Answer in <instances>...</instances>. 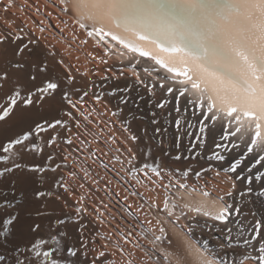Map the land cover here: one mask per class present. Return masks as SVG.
<instances>
[{
  "label": "snow or ice",
  "instance_id": "obj_1",
  "mask_svg": "<svg viewBox=\"0 0 264 264\" xmlns=\"http://www.w3.org/2000/svg\"><path fill=\"white\" fill-rule=\"evenodd\" d=\"M59 3L80 28L91 29L89 36L110 37L139 59L129 61L130 75L121 69L120 76L126 81L123 87L118 77L107 75L99 85L89 81L80 86L71 66L41 47L38 37L25 39L28 34L22 27L23 35L0 32L4 46L0 48V93L4 94L0 121L19 110L21 120L30 122L0 141V180L16 170L31 173L40 185L33 193L34 201L43 200V205L29 214L51 220L48 236L37 237L24 248L13 242L19 211L0 220V264H115L110 256L116 252H110V247L128 257L122 264H142L119 240L113 245L112 233L101 234L91 227L96 222L104 224L106 213L115 220L125 210L137 225H147L143 234L151 249H140L139 244L133 248L143 251L152 264H226L228 250L237 258L227 264H264V172L260 171L264 167V0ZM141 61H152L142 69L146 76L137 69ZM158 91L162 95L153 103ZM146 96L152 105V128L151 132L142 129L140 136L132 133L127 116L132 115L129 105L139 108ZM173 101L177 133L193 136L185 129L194 127L189 117H196L200 127L195 139L201 149V134L218 130L221 143H216L217 149L231 152L243 145V151L228 167L211 163L199 169L191 164L168 167L153 155L154 149L173 161L200 156L199 152L171 156L163 146L160 137L167 134L171 111L162 123L153 108L164 110ZM180 139L178 134L177 149ZM196 146L192 144L188 152ZM26 155L39 157L41 163H22ZM206 159L222 162L226 156L213 151ZM248 159L250 175L242 177L237 169ZM241 179L246 188L239 195L251 197L254 205L247 222L239 219L242 210L228 202ZM221 183L231 187L220 189L223 195H213ZM139 188L168 193L159 203L148 205L152 219L137 215L144 204L128 203L130 197L144 200L145 193ZM26 199L25 193L17 195L14 182L7 190L0 189V209H18ZM57 209L61 214L51 219ZM197 228L218 233L210 238L216 248L208 246L209 240L195 239ZM30 230L41 231L42 223L34 220ZM115 234L125 243L133 235H125L118 225Z\"/></svg>",
  "mask_w": 264,
  "mask_h": 264
},
{
  "label": "rangeland",
  "instance_id": "obj_2",
  "mask_svg": "<svg viewBox=\"0 0 264 264\" xmlns=\"http://www.w3.org/2000/svg\"><path fill=\"white\" fill-rule=\"evenodd\" d=\"M51 1H52V4H51ZM56 2H57L56 0H0V16H1L0 17V19H1L0 20V25H2V26H0V30H1L0 32L11 31L14 34L23 35L22 33L19 32V29L21 27L24 28V32L28 34V36H26L25 39H27L28 37H32V38H37L38 37L39 40H40L41 47H45L48 50H50L51 52L56 53V57H57L56 59L57 60L62 58L64 60L65 64H68V65L71 66L72 74L75 75L79 80L83 81L82 83H84V84L86 82H89V81H92V80L95 81L96 83L100 82V81H102V76L104 77L106 75L107 76H113L114 78L115 77H119L118 76L119 72H117L115 70V68H114L113 59L109 55L106 56V54H102V52L98 51V49H96V47L90 46L88 44V40H86L87 36H85V33H83L82 31L80 32L79 29L77 30L75 24L70 22V20L67 18V16H65L64 13H62V11L59 10V7L57 9V5L58 4ZM28 14H29V16H26ZM24 18L25 19L28 18L27 19L28 21L25 20ZM31 22H33V23H31ZM19 25H20V27H18ZM41 28L44 29L43 32L40 31ZM76 35L77 36L79 35L78 38L75 37ZM70 36H72V37H70ZM73 44H74V46L78 45L77 46L78 48L76 49V46L74 47ZM66 45H67V47H66ZM70 46L72 48H70ZM82 46H84V47H82ZM0 48H2V45H0ZM79 49H81V50H79ZM83 50H84L85 53L87 52L88 54L87 53L85 54L83 52ZM89 52H90V54H92L91 57H89V55H90ZM86 55H88V56H86ZM102 55H103V57H102ZM95 59H96V61L97 60L98 61L96 62ZM69 60H70V63H69ZM99 60L101 62H99ZM106 60H107V63H103V61H106ZM83 62H84V64H83ZM93 62H95V63H93ZM77 63H79V64H77ZM95 67H97L98 70H96L97 68H95ZM104 69H106V70H104ZM79 71H80V73L88 72V75L82 77L78 73ZM96 71H98V72H96ZM124 73L127 74L126 71H124ZM121 79H124V78H119V81H121ZM82 83H80V84H82ZM3 97H4V95H2V96L0 95V101H3ZM73 98L75 99V97H73ZM155 98H157V96ZM92 104H93V102L91 100H89L87 106L91 107ZM130 106H133V105L130 104ZM96 107L100 108L101 106L100 105H96ZM138 109H140V108H137L135 106H133V108H132L133 112H135ZM45 114L46 113L41 112L40 115H45ZM148 114L149 115L151 114L150 111L148 112ZM150 117H151V115H150ZM34 118H35V115H34ZM112 119L115 120L116 118L112 117ZM158 119H159V117H158ZM138 120H139L138 122H139L140 133H141V136H143L142 129L150 128V124L148 123V117H147V119L138 118ZM16 122L17 121H15L14 125L11 124L10 127H9V129H8L9 132H8V136H7L8 138L12 137L14 134L20 132L22 129L27 128L28 123H30V122H25V121H18L17 124H16ZM190 122L194 125V127H192L191 129H185V131H191L193 134L194 133L197 134L198 130H199L198 123H196L195 121H192V120H190ZM16 125L17 126L19 125L18 126L19 130L16 129L17 128ZM167 126L171 127L170 125H167ZM117 127L119 128V124H117ZM167 129H168L167 134L164 136V138H160V139H163V141H164L163 146L165 147V149L168 150L167 145L171 146L173 143L175 144L176 136L178 134L181 137L183 135L181 133H177V130H176V128H174V126L172 127V129L171 128H167ZM149 132H151L150 129H149ZM195 134L193 136H188V137L186 135H184V138L186 136L185 139H188L190 141H184L183 143H186L188 146H191L193 141H194V143L197 144V146L199 147V142H197V140L195 139ZM189 137H190V139H189ZM8 138H6L5 141ZM172 139H174L175 141L174 140L172 141ZM200 149L198 150L199 152L201 151ZM170 151H171V153H170L171 156H175L177 154H183L184 155L185 151H187V154H186L187 156H191V155H194L195 153H197V152H194V151H192V153H189L188 149H186V148H184L182 146L179 149H177L176 147H175V149L171 148ZM153 155L156 156V157H159L160 160L163 161V163H165L168 167H171V168H176V166L180 167V168H183L184 166H187L188 164H191L194 168H196V169L198 168L199 169L201 166H205L206 167L209 164L207 162L206 158L204 156H202L201 154H200L201 156H198L194 160H187V161L184 160V163H180L179 161H173L170 157L163 156L160 152L156 151L155 149L153 150ZM27 156L30 159H32L31 163L29 162L30 164H28V165H31L33 163H41V160H40L39 157H34L32 155H27ZM148 163H152V160L149 159ZM117 167H119V165H117ZM12 174L13 173L8 174V175H12ZM14 176H15V179L6 181L7 187H10L12 185V183L14 182V180H17V179H19L21 177V175H19L18 173H16V174L14 173ZM223 177L224 176L222 175L221 178H223ZM35 179L36 178L33 176V182H34ZM192 182H194V181H192ZM34 184H35V186H33V188H32L33 191L31 190V192H24L26 194L27 199L21 205H19L18 209H13V211H17V210L19 211V217L23 216V213L25 215L27 213H30L32 211L31 210L32 208L35 209V208L41 207L43 205V200L40 201L39 203L34 201L33 193H34L35 190L40 189V185L39 184H37V183H34ZM34 187H36V189ZM230 187H231L230 184H223V183L219 184V188L223 189L224 191H226ZM253 187L254 188H258V184H254ZM245 188H246V183H238V182H236V189H235L234 195L237 198L235 204L238 205V207L242 210V213L239 216V219H241L244 222H247L248 220H251V216L249 215V210L253 209L254 205L252 203H250L251 197H248V196L241 197L239 195V193L244 191ZM44 190H46V189H44ZM142 190L145 191V192L143 191L145 194L147 192V195H149V196H151L153 194L151 197H153L155 195V193L152 192V194H151L145 188H143ZM16 191H17V195H19V193H23L22 191L21 192L18 191V189H16ZM156 192H158L160 194V196H161L162 193H160V192H163V189H160V190L158 189V191H156ZM220 193L223 194V191H221ZM156 195H157V193H156ZM156 195L153 198L156 199L157 198ZM237 200H239V202ZM28 201L33 206V207H31V209L29 208V210H31L30 212L29 211L27 212V210H26V204L29 203ZM133 202L134 203L136 202V204H139V202H138V200L136 198L130 197L128 203H133ZM51 207H50V209H51ZM60 214L61 213L57 209V211L55 213H53V216H52L51 219H55L56 216H58ZM27 215H29L31 218L36 219L34 214H32V215L27 214ZM137 215H139L141 219H143L145 216H147L148 219L150 218L148 216V212H147V210L145 208H142L141 211H140V214L138 213ZM105 218H106V222L104 224H99L98 222H96L94 225H92V229H94L93 231L99 230L101 232V234H103L104 232L112 233V243H113V245L115 244L116 240H119L120 244L123 245V247L125 249L132 250L136 254V256L142 260V264H152V261H149L147 259V257L144 256L143 251L140 250V249H144V250L147 249L148 250V248H145V246L151 247V245L148 243V241L143 238L144 237L143 236L144 230H142L143 228H142L141 225H137V222L134 221L131 217H129L127 215V211L126 210L124 212H121L118 215H116V219L115 220H113L111 216L107 215V213L105 214ZM150 219H152V218H150ZM38 220L39 221H42V220L44 221V227H45L44 230H41L40 235L39 234L34 235L33 238L31 239L30 243L28 242V245L27 244H23V243H18L17 245L19 247L24 248L26 246H29L32 242H34V240L37 237H47L48 236L49 231L51 230L50 229L51 220L48 219V218H39ZM117 225H118L119 229L125 235L128 232H132L133 233V235L131 237H129V240L131 241L130 243H125L122 237L117 236L115 234ZM144 225H145V227H147L146 224H144ZM42 229H43V227H42ZM42 232H43V234H42ZM134 244H139L140 249L133 248ZM209 245H208L209 247L213 246L211 248H215L216 247V241L213 240L212 244L209 243ZM109 251L110 252L111 251H115L116 252L115 255L110 256V259H112L115 262V264H122L123 261L128 259V257L126 255H121V253L119 251H116L115 247H110ZM231 253H233V251L232 250H228V255H230V256H228V257L226 256L225 258L229 259L231 256H232V258H234V256ZM153 259H155V258H153ZM229 260H231V258Z\"/></svg>",
  "mask_w": 264,
  "mask_h": 264
},
{
  "label": "bare ground",
  "instance_id": "obj_3",
  "mask_svg": "<svg viewBox=\"0 0 264 264\" xmlns=\"http://www.w3.org/2000/svg\"><path fill=\"white\" fill-rule=\"evenodd\" d=\"M57 2V9H58V7H59V10L60 11H62L61 10V8L63 7L62 5H60V3H59V0H56ZM51 4H52V1H51ZM26 8V7H25ZM12 12V11H11ZM28 12V11H27ZM26 12V13H27ZM61 13V12H60ZM62 13H64V15L65 16H67V18L70 20V22H72L73 24H75V26H76V29L78 30H80V32L82 31L83 33H85V36H87V39L86 40H88V44L90 45V46H93V47H96V49H98V51H101L102 52V54H106V56L107 55H109L112 59H113V61H114V68H115V70L117 71V72H119L118 73V78H124V77H122V76H120V72H121V69L123 70V72L124 71H126V75H130V64H129V61H134L135 59H139V57L138 56H136V54L135 53H129V52H127V50L126 49H122L119 45H117L114 41H112L111 39H110V37H104V40H101L100 39V37L99 36H96V35H93V36H89L87 33H88V31H90L91 29H82V28H80L79 27V25H77L76 23H75V21H74V19L72 18V16H71V14H69V13H65V12H63L62 11ZM20 16V15H19ZM26 16H29V14L28 15H26ZM1 17V16H0ZM25 17V16H24ZM21 19V18H20ZM23 19V18H22ZM25 19V18H24ZM28 18H26L25 20H27ZM33 19V18H32ZM1 20V19H0ZM28 21V20H27ZM34 22V21H33ZM33 22H31V23H33ZM55 22V21H54ZM28 23V22H27ZM69 23V22H68ZM17 24V23H16ZM29 24V23H28ZM72 24V25H73ZM0 26H2V25H0ZM16 26V25H15ZM18 27H20V25L18 26ZM72 27V26H71ZM74 27V26H73ZM8 30V29H7ZM31 30V29H30ZM1 31V30H0ZM4 32H6V31H4ZM16 32V31H15ZM78 32V31H77ZM23 34V33H22ZM69 34V33H68ZM35 36V35H34ZM33 36V37H34ZM68 36V35H67ZM79 36V35H78ZM78 36L76 35L75 37H77L78 38ZM70 37H72V36H70ZM85 38V37H84ZM76 39V38H75ZM78 41V40H77ZM73 42V41H72ZM76 42V41H75ZM80 42V41H79ZM87 44V43H86ZM68 45V44H67ZM67 45H66V47H67ZM81 45V44H80ZM73 46H74V44H73ZM76 46V45H75ZM74 46V47H75ZM78 46V45H77ZM76 46V49L78 48ZM89 46V47H90ZM4 46L2 45V48H3ZM82 47H84V46H82ZM148 47H152L151 45H149ZM65 48V47H64ZM63 48V49H64ZM70 48H72L71 46H70ZM80 48V47H79ZM79 50H81V49H79ZM91 50V49H90ZM83 52H84V50H83ZM92 52V51H91ZM121 52H124V55L122 56L121 55ZM85 53V52H84ZM87 53V52H86ZM85 53V54H86ZM93 53V52H92ZM88 54V53H87ZM89 54H90V52H89ZM94 54V53H93ZM98 54V53H97ZM91 55L92 54H90L89 55V57H91ZM86 56H88V55H86ZM95 56V55H94ZM101 56V55H100ZM97 57V56H96ZM102 57H103V55H102ZM57 58V57H56ZM88 58V57H87ZM93 58V57H92ZM98 59V58H97ZM93 60V59H92ZM103 60V59H102ZM109 60V59H108ZM89 61V60H88ZM95 61H96V59H95ZM98 61V60H97ZM96 61V62H97ZM107 61V60H106ZM50 62H51V60H50ZM90 62V61H89ZM99 62H101L100 60H99ZM98 62V63H99ZM69 63H70V60H69ZM93 63H95V62H93ZM77 64H79V63H77ZM76 64V65H77ZM83 64H84V62H83ZM91 64V63H90ZM100 64V63H99ZM96 65V64H95ZM129 65V66H128ZM152 65V61H147V64H145L144 63V61H141V65H138L137 66V69L141 72V75L142 76H146V74L145 73H143V71H142V69H143V67H145V66H151ZM73 66V65H72ZM75 66V65H74ZM99 67V66H98ZM95 68H97V67H95ZM77 69V68H76ZM75 69V70H76ZM80 69V68H79ZM72 70V69H71ZM89 70V69H88ZM96 70H98V68L96 69ZM104 70H106V69H104ZM108 70V69H107ZM78 71V70H77ZM92 72V71H91ZM96 72H98V71H96ZM77 73V72H76ZM79 74H80V76H81V73H80V71L78 72ZM83 73V72H82ZM88 73V72H87ZM106 74V73H105ZM116 75V74H115ZM155 75V74H154ZM79 77V76H78ZM103 77V76H102ZM99 78V77H98ZM148 79H150V80H152L153 82H156L152 77H149ZM77 81L79 82V84L80 83H82L83 81H81V80H79L78 78H77ZM93 81V80H92ZM121 81H122V86H124V84H125V80L124 79H121ZM98 83V82H97ZM83 84L84 83H82V84H80V86H83ZM99 85V84H98ZM98 91L100 90V89H97ZM0 95L2 96V95H4L3 93H0ZM74 99V98H73ZM147 99L148 98H145V101H143V102H140V109H138V110H136L135 112H133V110H132V108H133V106H130L129 105V109L131 110V112H132V115H128L127 116V119L130 121V128H131V131H132V133H135V134H137V135H140L141 136V133H140V128H139V120H138V118H145V119H147V117H148V123L150 124V119L149 118H151L150 117V115L148 114V112H149V109L150 108H152V105H150L149 103H147ZM156 100H153V103L155 102ZM180 102H182L183 103V98H181V101ZM112 104H114V101H112ZM129 109H126L125 110V114H127V112L129 111ZM135 109V108H134ZM153 110H155V111H157L158 113H160V115L158 116L159 117V119H161L160 121L163 123V121H164V119H165V117L167 116V113L169 112V111H171L170 109L168 110V109H164V110H160V109H154L153 108ZM41 114V113H40ZM137 114V115H136ZM175 118H177V114L174 112V111H171V116L170 117H168V120H169V123L168 124H166L165 125V127H167V128H171L172 129V127L174 126V123H173V121H174V119ZM163 119V120H162ZM15 121H22L21 120V113H20V111L19 110H17V111H15L9 118H7V120L6 121H0V141H5V139L6 138H8L7 136H8V132H9V127H10V125L11 124H13L14 125V123H15ZM17 122H16V124H17ZM12 125V126H13ZM20 125V124H19ZM18 125V126H19ZM167 125H170L171 127H168ZM17 126V125H16ZM18 126H17V128L16 129H18ZM151 128H152V126H151V124H150V128H148V129H150V131H151ZM174 128H175V126H174ZM11 130V129H10ZM19 130V129H18ZM197 130V129H196ZM17 131V130H16ZM182 134V133H181ZM195 134V133H194ZM177 135V134H176ZM183 135V134H182ZM188 137V136H187ZM160 138H164V136L163 137H160ZM185 138H186V136H185ZM184 138V135L181 137V139H180V147L182 146V147H184V148H186V149H188L190 146H188L186 143H183L184 141H190V140H188V139H185ZM192 142V141H191ZM198 142V141H197ZM192 144H195L194 143V141H193V143ZM197 145V144H196ZM167 147H168V151L171 153V148H173V149H175V144L173 143L171 146L170 145H167ZM141 148H143V145H141ZM200 149V147H198V146H196L194 149H193V151L194 152H199L198 150ZM201 151L199 152L202 156H204L205 158H207V155H210L213 151H216V149H214L213 147H212V144H208L207 146H205V147H203L202 149H200ZM187 154V151H185V153H184V155L185 156H187L186 155ZM200 155V156H201ZM34 158V157H33ZM166 158V157H165ZM31 160L32 159H30L27 155L26 156H24V158H23V160H22V163H24V164H30L31 163ZM38 160V159H37ZM207 160V159H206ZM185 161H187V160H185ZM30 162V163H29ZM37 162V161H36ZM145 161H144V159H141V161H140V163L141 164H143ZM147 162H149V160L147 161ZM180 163H184V160H181V161H179ZM208 163H211V164H217V165H221V163H217L216 161H211V162H209V161H207ZM187 164V163H186ZM179 165V164H178ZM177 167V166H176ZM185 167V166H184ZM218 167H220L221 168V166H218ZM198 169V168H197ZM15 174L16 173H18L19 175H21V177L19 178V179H17V180H14V183H15V188L16 189H18V191H22L23 193L24 192H31V190H32V188H33V186H35V184H34V182H33V175L31 174V173H29V172H27L26 170H23V169H21V170H16L15 172H14ZM14 173L12 174V175H8L7 176V178H5V179H2V180H0V189H5V190H7V184H6V181H9V180H13V179H15V176H14ZM224 176L225 174H223V173H221V176ZM233 175V174H232ZM239 183V182H238ZM238 185V184H237ZM149 188H151L152 186L151 185H149L148 186ZM35 189H36V187H34ZM141 189V188H140ZM139 189V190H140ZM143 189V188H142ZM140 190L141 192H143L144 190ZM241 189V188H240ZM160 190V189H159ZM33 191V190H32ZM157 191H158V189H157ZM145 192V191H144ZM221 191H220V188L219 189H217V190H215V191H213V195H223L222 193H220ZM151 194H152V192H150ZM153 193H155V195H156V193H158V192H153ZM160 193H162L161 194V196H160V194L159 195H156V199L155 198H153V199H148V197H149V195H147V192H146V194H145V198H144V200H147L148 202L147 203H144V200H141V199H137L138 200V202H139V204H144V207L143 208H145L146 210H147V212H148V216L150 217V218H152L153 217V212L152 211H150V209H149V207H148V205L149 204H152V203H159V201H161L163 198H164V196H166V195H168V193H165L164 191L163 192H160ZM149 194V193H148ZM147 195V196H146ZM153 195V194H152ZM151 195V196H152ZM155 195L153 196V197H155ZM237 195V194H236ZM11 198V197H10ZM226 200H228V198L226 197L225 198ZM236 196L233 194V198L231 199V200H228V202L229 203H234L235 204V202H236ZM30 201V200H29ZM28 201V202H29ZM42 201V200H41ZM238 202H239V200H237ZM31 202V201H30ZM27 203L26 204V210H27V212L29 211H31V210H33V208L31 209V207H33L32 206V204L31 203ZM135 204H136V202H135ZM35 205V204H34ZM38 205V204H37ZM238 206V205H237ZM28 207V208H27ZM51 207V206H50ZM160 207L162 208L163 207V205H162V203L160 204ZM29 208L31 209V210H29ZM13 211V209H0V220H2V219H4L5 217H7L11 212ZM27 214H29V213H27ZM25 215L24 213H23V216H20V217H18V219H17V221L15 222V227H14V236H13V242H14V245H17L18 243H23V244H27L28 245V242L30 243V241H31V239L33 238V236L34 235H36V234H39L40 235V233H41V231H39V232H37V233H33L31 230H30V225L33 223V221L34 220H37V222H40V223H42V227H43V229L42 230H44V221L42 220V221H39L37 218L36 219H34V218H31L29 215ZM138 214V213H137ZM140 214V213H139ZM21 215V214H20ZM139 216V215H138ZM140 217V216H139ZM247 217V216H246ZM149 218V219H150ZM202 219V218H201ZM48 221V220H47ZM185 221L184 220H181L180 221V223H184ZM211 223L212 222H209V225H211ZM142 226V230H144V228H146L145 227V225H141ZM140 226V227H141ZM92 227V226H91ZM94 230V229H93ZM70 231H73V230H71L70 229ZM44 232V231H43ZM43 232H42V234H43ZM50 232V231H49ZM158 234V233H157ZM212 235H218V233H213L212 231H211V229L210 228H197L196 229V231H195V239L197 240V241H199V242H203L204 240H209V243L210 244H212V239H210L211 238V236ZM143 236H144V234H143ZM144 238V237H143ZM145 239V238H144ZM145 240H147V239H145ZM201 240V241H200ZM148 241V240H147ZM215 241V240H214ZM201 242V243H202ZM215 244V243H214ZM142 245V244H141ZM210 246V245H209ZM152 247V246H151ZM151 247H147V246H145V248H148V249H151ZM211 247H213V246H211ZM22 248V247H21ZM216 248V247H215ZM147 250V249H146ZM217 251H219V249H217ZM230 253V252H229ZM233 256H234V258H232V256L230 257L231 258V260H233V259H236L237 257H236V255L234 254V253H231ZM223 255V254H222ZM228 256H230V255H228L227 254V257ZM225 258V257H224ZM229 258V259H230ZM226 259V258H225ZM227 264V263H226Z\"/></svg>",
  "mask_w": 264,
  "mask_h": 264
},
{
  "label": "water",
  "instance_id": "obj_4",
  "mask_svg": "<svg viewBox=\"0 0 264 264\" xmlns=\"http://www.w3.org/2000/svg\"><path fill=\"white\" fill-rule=\"evenodd\" d=\"M128 66H129V65H128ZM118 82H119L120 86L123 87V86H122V82H121V81H118ZM101 83H102V81L98 82L97 84H101ZM161 95H162V94L158 91V92H157V95H156L157 98H154L153 100H158V99L160 98ZM146 98H148V97L146 96ZM113 101H114V104H115L116 101H115V100H113ZM174 104H175V101H173L172 103H170V104L167 106L166 109H168V110L170 109V110L172 111V109H173V107H174ZM180 104H181V107L183 108V103L180 102ZM189 120L195 121V122L197 123V119H196V117H191V116H190V117H189ZM198 125H199V124H198ZM199 127H200V125H199ZM189 139H190V137H189ZM201 139L204 140V147L207 146L208 144H212V147H213L214 149H216V151H220L222 154H224V155L226 156V159H225L224 161H222V162L216 161L217 163H221V165H220V164H219V165H217V164H213V165H215V166H221V168H223V167H228V166L234 161V159L240 154V152L243 151V145H241V148H240L239 150H234V151H231V152H224L223 149H217V148L215 147L216 143H221V141L219 140V132H218V130L213 131V132H208V131H206L205 134H201ZM173 140H174V139H172V141H173ZM174 141H175V140H174ZM222 143L227 144L228 142H227V141H223ZM228 147L231 148V145L229 144ZM250 163H251V160H250V159L245 160L244 164H242L241 167H240L239 169H237V172L240 173L242 177H247L248 175H250V174L247 172V170H246L247 165H249ZM258 167H259V166H258ZM260 171H261V172H264V167H261V168H260ZM235 175H236V174H233V177H234V178H235ZM237 182H239V183H246V181H245L244 179H241V180H239V181H237ZM225 261H226V263H227L228 261H231V260H229V259H225Z\"/></svg>",
  "mask_w": 264,
  "mask_h": 264
},
{
  "label": "built area",
  "instance_id": "obj_5",
  "mask_svg": "<svg viewBox=\"0 0 264 264\" xmlns=\"http://www.w3.org/2000/svg\"><path fill=\"white\" fill-rule=\"evenodd\" d=\"M133 189L132 188H129V191H132ZM163 191L165 192V193H167L164 189H163ZM132 198H136V199H138L137 197H132ZM153 258H155V257H153Z\"/></svg>",
  "mask_w": 264,
  "mask_h": 264
}]
</instances>
